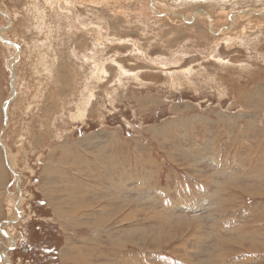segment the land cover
Returning <instances> with one entry per match:
<instances>
[{
	"label": "rangeland",
	"instance_id": "374dc122",
	"mask_svg": "<svg viewBox=\"0 0 264 264\" xmlns=\"http://www.w3.org/2000/svg\"><path fill=\"white\" fill-rule=\"evenodd\" d=\"M0 264H264V0H0Z\"/></svg>",
	"mask_w": 264,
	"mask_h": 264
},
{
	"label": "bare ground",
	"instance_id": "6f19581e",
	"mask_svg": "<svg viewBox=\"0 0 264 264\" xmlns=\"http://www.w3.org/2000/svg\"><path fill=\"white\" fill-rule=\"evenodd\" d=\"M14 244H15V241H14Z\"/></svg>",
	"mask_w": 264,
	"mask_h": 264
}]
</instances>
